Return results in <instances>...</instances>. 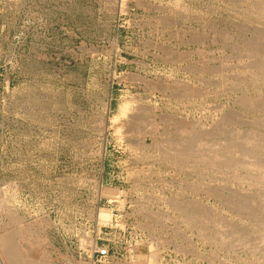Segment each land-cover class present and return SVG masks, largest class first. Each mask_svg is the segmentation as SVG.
Segmentation results:
<instances>
[{"label": "rangeland", "instance_id": "rangeland-1", "mask_svg": "<svg viewBox=\"0 0 264 264\" xmlns=\"http://www.w3.org/2000/svg\"><path fill=\"white\" fill-rule=\"evenodd\" d=\"M0 264H264V0H0Z\"/></svg>", "mask_w": 264, "mask_h": 264}, {"label": "bare ground", "instance_id": "bare-ground-1", "mask_svg": "<svg viewBox=\"0 0 264 264\" xmlns=\"http://www.w3.org/2000/svg\"><path fill=\"white\" fill-rule=\"evenodd\" d=\"M130 110H131V107L129 105L122 106L119 114L116 115L115 118L112 120L113 127L116 128L117 131L120 130L122 126H125L126 123L128 122L126 118L129 115Z\"/></svg>", "mask_w": 264, "mask_h": 264}, {"label": "built area", "instance_id": "built-area-1", "mask_svg": "<svg viewBox=\"0 0 264 264\" xmlns=\"http://www.w3.org/2000/svg\"><path fill=\"white\" fill-rule=\"evenodd\" d=\"M96 254L98 257L100 258H105L108 256V250L106 248H103V249H97L96 250Z\"/></svg>", "mask_w": 264, "mask_h": 264}]
</instances>
